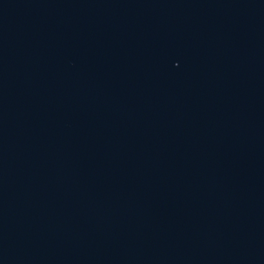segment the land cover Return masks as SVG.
Wrapping results in <instances>:
<instances>
[{
	"label": "water",
	"instance_id": "1",
	"mask_svg": "<svg viewBox=\"0 0 264 264\" xmlns=\"http://www.w3.org/2000/svg\"><path fill=\"white\" fill-rule=\"evenodd\" d=\"M0 264H264V0H0Z\"/></svg>",
	"mask_w": 264,
	"mask_h": 264
}]
</instances>
